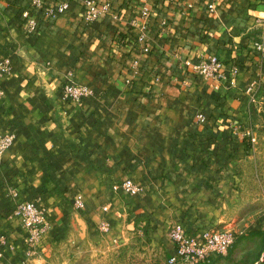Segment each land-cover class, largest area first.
Instances as JSON below:
<instances>
[{
  "label": "crops",
  "instance_id": "obj_1",
  "mask_svg": "<svg viewBox=\"0 0 264 264\" xmlns=\"http://www.w3.org/2000/svg\"><path fill=\"white\" fill-rule=\"evenodd\" d=\"M83 1L0 0V134L13 136L0 157V264L66 247L67 264L87 263L93 247L117 260L141 242L157 264L174 253V224L200 235L246 209L238 169L264 93V0H217L213 13L204 0H94L109 10L92 22ZM208 55L223 78L185 65ZM65 83L90 93L70 102ZM127 179L141 190H113ZM23 202L48 224L32 251L14 214Z\"/></svg>",
  "mask_w": 264,
  "mask_h": 264
},
{
  "label": "built area",
  "instance_id": "obj_2",
  "mask_svg": "<svg viewBox=\"0 0 264 264\" xmlns=\"http://www.w3.org/2000/svg\"><path fill=\"white\" fill-rule=\"evenodd\" d=\"M204 2L208 12H215L217 0H204ZM33 4L39 5L40 0H33ZM66 7L67 2L64 1L57 7L48 8L46 13L53 16ZM108 10V3L99 7L94 0L83 1V14L87 22L94 21L100 12H107ZM23 16L27 18V31L32 32L36 27L35 19L30 17L28 10L23 12ZM256 46L258 49H264L260 44ZM7 63L6 61L5 64H2L0 69L6 71L8 69ZM185 65L203 78L220 79L224 77L222 62L215 55H208L197 62L187 60ZM89 93L88 88L75 83H65L61 88V97L74 103L79 102L82 97ZM198 118L200 121L204 119L201 114ZM12 139L13 136L10 133L0 134V157L10 147ZM112 188L113 190L122 188L132 195L141 190L138 185L133 184L129 179L113 184ZM76 203L78 206L82 205L81 196L77 197ZM14 214L20 219V225L28 234L26 238L27 247L29 249L34 248L42 235L48 230V224L44 219L42 210L31 202H23L15 207ZM168 237L173 245L174 253L166 258L165 264H204L211 257L226 253L235 239L233 232L230 230L209 229L200 235H195L180 223H176L169 228Z\"/></svg>",
  "mask_w": 264,
  "mask_h": 264
},
{
  "label": "rangeland",
  "instance_id": "obj_3",
  "mask_svg": "<svg viewBox=\"0 0 264 264\" xmlns=\"http://www.w3.org/2000/svg\"><path fill=\"white\" fill-rule=\"evenodd\" d=\"M248 137L250 138V150L239 163V185L247 196L246 209L237 211L238 217L231 225L216 227V230H230L235 239L232 247L223 255L215 256L208 264H264V231L256 226L259 219L264 216V93L254 98L250 110L248 125ZM240 204H243L240 202ZM244 218V219H243ZM230 223V221H227ZM226 223V224H227ZM237 226H236V225ZM142 248H130L123 257L111 260L107 249L98 247L90 248L88 262L85 264H154L149 259V254ZM111 248V247H109ZM34 248H28L32 251ZM68 249L62 248L51 259L41 263L29 264H67ZM83 255V254H82ZM165 258L158 259L166 263ZM67 259V260H66ZM161 260V261H160ZM78 261V260H77ZM153 263H152V262ZM72 262V258H71ZM78 262H75L77 264ZM72 264V263H71ZM79 264H82L80 261Z\"/></svg>",
  "mask_w": 264,
  "mask_h": 264
},
{
  "label": "trees",
  "instance_id": "obj_4",
  "mask_svg": "<svg viewBox=\"0 0 264 264\" xmlns=\"http://www.w3.org/2000/svg\"><path fill=\"white\" fill-rule=\"evenodd\" d=\"M233 243H234V242H233ZM231 247H232V245H231ZM231 247H230V248H231ZM230 248H229V249H230ZM229 249H228V250H229ZM218 256H219V255H218ZM214 257H215V256H214ZM214 257H211V258H210L207 262H205L204 264H208V263H210L213 259H215ZM216 257H217V256H216Z\"/></svg>",
  "mask_w": 264,
  "mask_h": 264
}]
</instances>
